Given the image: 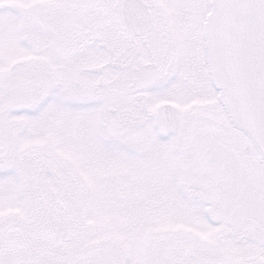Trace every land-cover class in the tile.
<instances>
[{"label": "flooded vegetation", "instance_id": "obj_1", "mask_svg": "<svg viewBox=\"0 0 264 264\" xmlns=\"http://www.w3.org/2000/svg\"><path fill=\"white\" fill-rule=\"evenodd\" d=\"M209 3L0 0V264H264Z\"/></svg>", "mask_w": 264, "mask_h": 264}, {"label": "water", "instance_id": "obj_2", "mask_svg": "<svg viewBox=\"0 0 264 264\" xmlns=\"http://www.w3.org/2000/svg\"><path fill=\"white\" fill-rule=\"evenodd\" d=\"M204 36L232 123L264 160V0H210Z\"/></svg>", "mask_w": 264, "mask_h": 264}, {"label": "rangeland", "instance_id": "obj_3", "mask_svg": "<svg viewBox=\"0 0 264 264\" xmlns=\"http://www.w3.org/2000/svg\"><path fill=\"white\" fill-rule=\"evenodd\" d=\"M5 163L6 162H0V166L4 167ZM8 201H9L8 198H3L2 196H0V215L7 211L8 207H9Z\"/></svg>", "mask_w": 264, "mask_h": 264}]
</instances>
